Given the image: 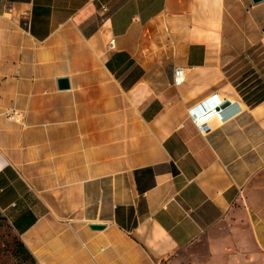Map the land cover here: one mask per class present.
<instances>
[{"label": "crops", "instance_id": "crops-1", "mask_svg": "<svg viewBox=\"0 0 264 264\" xmlns=\"http://www.w3.org/2000/svg\"><path fill=\"white\" fill-rule=\"evenodd\" d=\"M236 1L0 0V219L37 264H264V95L226 70ZM239 1L264 50V2ZM214 97L203 134L190 111Z\"/></svg>", "mask_w": 264, "mask_h": 264}, {"label": "rangeland", "instance_id": "rangeland-1", "mask_svg": "<svg viewBox=\"0 0 264 264\" xmlns=\"http://www.w3.org/2000/svg\"><path fill=\"white\" fill-rule=\"evenodd\" d=\"M237 11L234 14L232 47L235 61L226 70L234 85L238 86L241 95L250 98L251 102L260 99L263 94L255 92L264 91V50L258 46H248L251 35H256L255 29H247L248 16L245 9L240 10L241 1L235 3ZM245 27V28H244ZM261 62V63H260ZM249 78L247 82L245 80ZM19 237L5 219H0V264H31L19 254ZM180 264H192L190 259Z\"/></svg>", "mask_w": 264, "mask_h": 264}, {"label": "built area", "instance_id": "built-area-1", "mask_svg": "<svg viewBox=\"0 0 264 264\" xmlns=\"http://www.w3.org/2000/svg\"><path fill=\"white\" fill-rule=\"evenodd\" d=\"M110 49L114 48V42L112 41L109 45ZM175 81L177 84L184 83L185 71L182 69H177L175 73ZM228 101L225 99H219L218 97L211 98L204 104H202L198 109L190 111L191 119L193 123L201 130L203 134L209 133L211 131L210 123L214 120L223 121L225 115V109H222V105L226 104ZM9 119L12 122L22 121L21 116L16 113L9 115Z\"/></svg>", "mask_w": 264, "mask_h": 264}, {"label": "water", "instance_id": "water-1", "mask_svg": "<svg viewBox=\"0 0 264 264\" xmlns=\"http://www.w3.org/2000/svg\"><path fill=\"white\" fill-rule=\"evenodd\" d=\"M264 0H253V3L255 5H258V4H261L263 3ZM58 84H60V89H69L70 88V84H69V80L66 79V78H63L62 80H59ZM230 104L226 103L224 105H222V109H226L227 107H229ZM93 230L97 231V230H103L105 229L104 226H100V225H97V226H92L91 227Z\"/></svg>", "mask_w": 264, "mask_h": 264}, {"label": "trees", "instance_id": "trees-1", "mask_svg": "<svg viewBox=\"0 0 264 264\" xmlns=\"http://www.w3.org/2000/svg\"><path fill=\"white\" fill-rule=\"evenodd\" d=\"M254 95H255L254 93L251 94V98ZM262 98H264V96ZM18 246H19V254H20V256H22L26 261L31 262V264H37L36 259L33 258V256L31 255L30 251L28 250L26 245L24 243H22L21 240L18 241Z\"/></svg>", "mask_w": 264, "mask_h": 264}]
</instances>
